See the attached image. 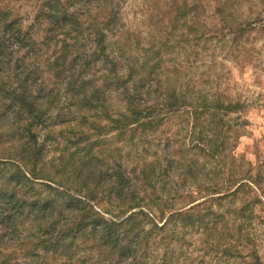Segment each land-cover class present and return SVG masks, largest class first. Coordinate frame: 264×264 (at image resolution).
Instances as JSON below:
<instances>
[{
  "label": "trees",
  "instance_id": "16d2710c",
  "mask_svg": "<svg viewBox=\"0 0 264 264\" xmlns=\"http://www.w3.org/2000/svg\"><path fill=\"white\" fill-rule=\"evenodd\" d=\"M243 1L143 0L139 30L125 20L127 0H27L33 23L45 25L38 40L33 25L0 9V163L10 168L0 173V264H37L40 251L54 254L50 264H175L167 234L178 238L186 222L205 232L218 264L229 255L260 262L230 241L242 244L249 202L236 230L229 209L212 207L248 178L229 175L224 191L201 180L223 172L221 155L244 124L230 112L255 103L213 98L211 86H197L204 73L190 71L211 39L239 47L264 30L262 13L243 15ZM175 116L188 146L174 145L176 131L162 143ZM184 181L204 198L189 194L193 204L173 209ZM8 241L22 260L2 252ZM78 241L86 250L76 257Z\"/></svg>",
  "mask_w": 264,
  "mask_h": 264
},
{
  "label": "rangeland",
  "instance_id": "374dc122",
  "mask_svg": "<svg viewBox=\"0 0 264 264\" xmlns=\"http://www.w3.org/2000/svg\"><path fill=\"white\" fill-rule=\"evenodd\" d=\"M26 1L27 0H0V9H11L13 11V16H21L23 19L20 21V25L23 29L33 25L32 33L38 40L43 36L45 25L44 23H33V14L31 12L33 7ZM142 4L143 0H127L123 7L125 20L130 21L134 29L140 30L138 19L141 17L139 12L142 8ZM251 4H256V7H252L251 9ZM241 11H245L243 15L248 14L250 17H255L258 12H261L262 14H260V16L264 22V1H243L241 3ZM244 40L241 46L235 47L234 44L231 43L230 37H217V39H211L209 46L205 47V52H202L207 55V57L203 59L204 63L200 65L197 62L196 65H199L197 68H194L195 65L191 68L192 70H190V68H188V70L193 71L196 69V73H204L202 79L206 81L197 83V86L206 87L205 90L211 86L213 98L220 94L222 95L221 98L224 100L234 99L246 101L247 99L248 102L250 100L255 103L251 107H244L238 109L236 112H230V118L239 116L238 121H243L244 124L238 127V137L234 141V146L231 145V140L230 145L221 155L220 163L223 164V172L220 174L219 171L217 172V168L214 171L211 168L210 173L201 176V180L215 183V185L220 188H218V191H224L226 190L224 183L227 182L226 180L230 177L229 175H234L237 179L248 178L241 181L247 185L240 189L242 190L240 193L232 198L222 200L220 205L213 202L212 207L216 211L224 207L229 209L227 211V215L229 216L228 221L233 222V229L236 230L241 220H243L237 213L240 211V207L245 201L249 202L252 216L251 220L245 221V226L243 228L245 231L243 230L241 235L242 244L240 245L238 243L237 239H239V237H237V235L236 237L233 236L230 241H232L234 251H240L242 255L247 254L249 249L253 248L255 251L254 253L258 255L260 260L258 264H264V30L258 34L252 31L250 37H244ZM184 67H186L185 71H187L186 64ZM228 117L229 116L225 117V119H229ZM168 123H171L172 126L164 129V133L161 136L163 145L166 143L164 137H169V143L172 144V135L176 131L177 137H174V140H177V142H175L174 145L178 146V144L185 142V146H188L189 137L186 136L184 129L186 121H183L181 117L177 118L175 116L174 120L172 119ZM178 127L181 128L176 129ZM225 134L228 135V132ZM2 148H4V146ZM51 154L52 152H47L45 158ZM153 157L154 156H152V159ZM175 157L178 158L177 156ZM216 161L217 160H214L208 165H213L212 167H214ZM8 169L10 170V168H6L5 165L0 163V173L2 170L5 171ZM174 178L178 181L180 180L179 178ZM190 183H192V181H184L182 193L186 196L174 200L171 203L173 209H178L186 204L185 208H187L193 204L190 203L192 199L197 202L204 198L194 193L198 192L193 187L196 184ZM235 183L237 184L238 182ZM205 184L208 185V183ZM35 187V190H40L37 188L39 187L38 185ZM189 194L193 197L191 200ZM186 224L187 225L181 228V231L177 233L178 238L176 239L175 234H172L173 232H168L167 237L169 238L170 244L165 249L169 253L168 256H179V261H176L175 264H199L198 261L201 260L204 261V264H218L216 259L217 256H215L214 252H208V246L204 243L207 238L205 232H202V230L196 226L192 227L188 225V222H186ZM32 236H34V234H32ZM246 237L250 238L253 244H249ZM11 243H13V241H8V243L3 245L4 247L1 246L2 252L12 253V255L14 253L17 255V259L22 260L19 252L20 250L14 247L17 242H14V244ZM82 244L83 243L79 241L77 242V245L81 249L76 251V257L82 256L83 251L86 250L82 247ZM234 251H231V253ZM62 254L63 253H60V255ZM52 256H54V254H43L42 251H40V257L37 258V261L35 258H33V260L36 261L37 264H39V262H41V264H50L53 263ZM229 256L226 257L225 264H250L251 260L254 258L247 255L242 257ZM159 260L160 258L157 257L152 264H159Z\"/></svg>",
  "mask_w": 264,
  "mask_h": 264
}]
</instances>
